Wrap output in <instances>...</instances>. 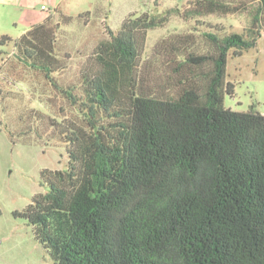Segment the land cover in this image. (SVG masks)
I'll list each match as a JSON object with an SVG mask.
<instances>
[{
  "label": "trees",
  "instance_id": "obj_1",
  "mask_svg": "<svg viewBox=\"0 0 264 264\" xmlns=\"http://www.w3.org/2000/svg\"><path fill=\"white\" fill-rule=\"evenodd\" d=\"M173 13L194 20L189 31L147 49L148 31ZM239 13L250 16L243 32L199 20ZM51 19L13 46L55 85L63 62ZM263 30L264 0H191L108 29L78 84L60 89L72 119L47 117L66 166L40 169L46 190L15 211L54 264H264V114L223 102L234 93L228 56ZM10 41L0 35V46Z\"/></svg>",
  "mask_w": 264,
  "mask_h": 264
},
{
  "label": "rangeland",
  "instance_id": "obj_2",
  "mask_svg": "<svg viewBox=\"0 0 264 264\" xmlns=\"http://www.w3.org/2000/svg\"><path fill=\"white\" fill-rule=\"evenodd\" d=\"M188 1L19 0L21 6L0 5V35L12 39L0 46V264H54L34 239L32 225L15 211L29 204L35 193L46 190L39 181L40 169L66 166L65 145L54 138L47 122L48 116L73 117V106L60 89L78 84L81 65L108 37V29L116 31L128 13L164 14L170 8L184 9ZM59 13L71 18L61 20ZM48 15L52 25L58 23L55 53L63 62L61 71L52 74L55 85L22 61L13 46V40ZM199 20L221 23L229 32H243L250 16L210 15ZM193 22L173 13L164 26L148 31L147 49L169 34L188 32ZM226 79L234 85L233 96L224 95L226 107L264 114V30L254 47L240 56H228ZM7 130L26 132L29 143L17 133L11 137Z\"/></svg>",
  "mask_w": 264,
  "mask_h": 264
},
{
  "label": "crops",
  "instance_id": "obj_3",
  "mask_svg": "<svg viewBox=\"0 0 264 264\" xmlns=\"http://www.w3.org/2000/svg\"><path fill=\"white\" fill-rule=\"evenodd\" d=\"M0 5L5 7L6 5H17L21 6L19 0H0Z\"/></svg>",
  "mask_w": 264,
  "mask_h": 264
},
{
  "label": "built area",
  "instance_id": "obj_4",
  "mask_svg": "<svg viewBox=\"0 0 264 264\" xmlns=\"http://www.w3.org/2000/svg\"><path fill=\"white\" fill-rule=\"evenodd\" d=\"M43 7V6H42Z\"/></svg>",
  "mask_w": 264,
  "mask_h": 264
}]
</instances>
